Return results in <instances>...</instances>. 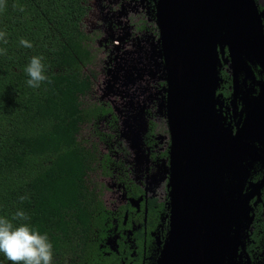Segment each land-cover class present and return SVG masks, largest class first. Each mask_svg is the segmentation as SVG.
<instances>
[{"label":"trees","instance_id":"trees-1","mask_svg":"<svg viewBox=\"0 0 264 264\" xmlns=\"http://www.w3.org/2000/svg\"><path fill=\"white\" fill-rule=\"evenodd\" d=\"M88 1L0 0V217L24 211L28 220L13 225L27 223L47 234L54 264H120L116 255H107L114 214L103 181L119 165L101 145L112 136L100 127H114L117 120L111 108L84 103L93 98L97 78L87 70L101 64L84 29ZM157 1L151 0L153 18ZM21 39L33 47H23ZM220 55L226 56L224 49ZM33 56L43 57L51 80L36 89L27 85L24 71ZM220 77L217 108L228 131ZM85 127L98 138L96 145L80 139ZM155 129L151 123L149 146ZM169 155L170 148L162 156ZM131 192L135 198L143 195L135 184ZM167 192L165 202L151 198L148 203V231L161 236L162 252L170 233ZM0 264L10 262L0 254Z\"/></svg>","mask_w":264,"mask_h":264},{"label":"water","instance_id":"water-1","mask_svg":"<svg viewBox=\"0 0 264 264\" xmlns=\"http://www.w3.org/2000/svg\"><path fill=\"white\" fill-rule=\"evenodd\" d=\"M156 21L171 138L165 162L170 233L158 264H225L241 245L243 204L239 198L224 201L223 178L247 148L246 139L264 125V113L247 118L235 136L223 132L219 47L228 48L234 68L243 66L240 53L247 52L264 71L259 10L255 0H158ZM257 110L264 112V85ZM237 187H231L233 196Z\"/></svg>","mask_w":264,"mask_h":264},{"label":"flooded vegetation","instance_id":"flooded-vegetation-1","mask_svg":"<svg viewBox=\"0 0 264 264\" xmlns=\"http://www.w3.org/2000/svg\"><path fill=\"white\" fill-rule=\"evenodd\" d=\"M255 2L264 36V0ZM87 8L88 16L84 29L91 38L89 42L91 50L101 60V65L93 68L97 76L95 83L100 82L99 90L102 93L100 102L113 110L117 120L114 127L109 126V123L106 125L105 132H111L112 138L108 137L106 143H101L102 146L105 145L106 151L111 150V159L119 165L110 171L111 176L103 178L110 190V195L107 193L104 197H108L106 202L110 203V211L114 214L112 229L106 242L107 255H116L120 264H158L163 253L160 246L161 236L148 231V203L151 198L159 200L160 203L165 202L168 196L165 190H170L165 177L161 186L152 191L148 186V175L157 169L159 163L169 159V156H162L171 147L165 107L167 82L164 75L156 76L147 87L137 90L142 93L141 97L145 98L143 103L149 129L145 141L150 124L154 123L156 126L151 137V145H146L150 151L147 172L144 169L141 171L136 169V154L131 152L130 145L123 136V122L115 106L106 99L104 92L105 82L112 76L115 62L119 59V55L115 58L116 53L139 52L142 47H147V41L152 37L156 41L159 40L156 13L153 18L151 0H89ZM222 49L226 52L225 57L220 55ZM219 55L221 63L219 77L221 74L224 82L221 87L224 95L222 104L228 118L229 130L226 131L222 127V122L221 127L226 135L232 137L241 129L247 118L257 112L260 115L264 113L257 110L264 85V71L257 60L247 52L240 53V59L244 64L237 68L232 66L228 48L220 45ZM97 72H100V75ZM258 77H262V81H259ZM120 101L122 104L126 103L127 97H121ZM111 117L112 115L109 116ZM163 127L165 129H162ZM244 143L248 145L247 148L241 153L237 164L225 173L222 184L225 202L239 198L243 204L241 245L236 258L228 256L225 264H264V125H259ZM105 155L107 154L103 153L101 159ZM101 175H104L103 170ZM133 184L143 191L142 196L138 198L133 196L134 192H131ZM232 185L236 187L239 185L240 195L237 192L232 195Z\"/></svg>","mask_w":264,"mask_h":264},{"label":"rangeland","instance_id":"rangeland-1","mask_svg":"<svg viewBox=\"0 0 264 264\" xmlns=\"http://www.w3.org/2000/svg\"><path fill=\"white\" fill-rule=\"evenodd\" d=\"M153 27H155V25H153ZM116 56H118L119 59L115 62L113 67V74L108 77L105 82V97L115 106L117 114L123 122V136L136 154V169L138 171L144 169V171L147 172L150 151L146 147L147 144L145 141V133L147 131V116L143 103L145 98L141 97L142 93H140V91L137 92V90L141 87H147L150 81L156 79V76L160 77V75H164L161 47L159 42L152 37V39L147 41V47H142L141 51L127 54L118 52L115 58ZM91 72L94 73L92 68L87 70L88 74ZM97 74L100 75V72H97ZM99 84L100 82L94 85V90L92 92L93 98L84 99L85 106L102 104V102H100V94L102 93L99 90ZM123 96L127 97V101L122 104L120 98ZM118 104H120V106ZM102 126H104L103 130L105 131L107 129L106 123L100 125V127ZM109 134H111V132H109ZM82 138L93 145H96L98 141V138L93 135L90 127H85L82 131L80 139ZM101 150H104V147H102ZM168 160L159 163L157 169L148 175V186L152 191L161 186L165 177H167L166 182L168 186L169 162L165 164ZM93 177L94 175H91L89 181H94ZM98 179L99 182H101L99 177ZM165 192L168 194L167 190H165Z\"/></svg>","mask_w":264,"mask_h":264},{"label":"clouds","instance_id":"clouds-1","mask_svg":"<svg viewBox=\"0 0 264 264\" xmlns=\"http://www.w3.org/2000/svg\"><path fill=\"white\" fill-rule=\"evenodd\" d=\"M20 44L25 48L33 47L26 39H21ZM42 61L43 57L33 56L24 68L29 77L26 83L31 88H39L45 82L51 83L48 69ZM20 199L23 201L25 197ZM27 220L28 216L22 210L16 211L11 219L0 217V254L10 264H54L53 246L47 234H41L27 223L13 225V221Z\"/></svg>","mask_w":264,"mask_h":264}]
</instances>
